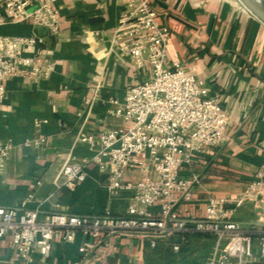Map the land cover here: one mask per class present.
<instances>
[{
	"label": "crops",
	"instance_id": "obj_1",
	"mask_svg": "<svg viewBox=\"0 0 264 264\" xmlns=\"http://www.w3.org/2000/svg\"><path fill=\"white\" fill-rule=\"evenodd\" d=\"M151 3L161 26L171 32L168 61L180 63L203 81L229 115L227 142L181 172L184 178L198 174L203 183L180 213L203 218L209 194L235 196L259 173L264 180V24L239 0ZM57 8L61 35L37 30L46 39L48 57L57 63L55 71L37 82L21 77L10 80L7 98L0 105V147L10 149L9 160L0 169V207L17 208L28 201V209L41 211L42 219L51 213L126 215L133 193L109 191L108 175L98 166H88L86 182L75 190L62 185V169L69 162L90 159L104 131L124 126L123 120L109 115L110 100L122 102L129 88L152 79V69L147 62L138 67L118 47L105 56L125 0H63ZM32 24L0 27V35L31 36ZM86 137H93L94 143L83 142ZM28 140L44 144L39 149L25 148ZM146 177L128 171L124 180L136 184ZM257 219V210L250 204L234 215L244 225ZM85 244L95 248L82 253ZM214 244V237L202 234L160 241L153 248L132 235L96 239L78 233L72 244H55L49 258L36 254L28 259L3 240L0 264H206ZM250 264H264L257 245Z\"/></svg>",
	"mask_w": 264,
	"mask_h": 264
},
{
	"label": "built area",
	"instance_id": "obj_2",
	"mask_svg": "<svg viewBox=\"0 0 264 264\" xmlns=\"http://www.w3.org/2000/svg\"><path fill=\"white\" fill-rule=\"evenodd\" d=\"M63 0H0L3 15L0 27L33 23L31 36L0 35V105L7 98V83L14 78L37 82L52 74L57 66L47 55L44 29L53 37L61 35L62 18L57 4ZM109 56L119 51L138 66L147 62L152 69L149 82L131 87L122 102L111 99L109 115L124 126L104 131L99 149L87 161H73L62 169L63 186L75 190L88 178L87 168L95 164L108 175L109 191L133 193L126 215H70L20 207H0V241L8 240L23 258L51 256L55 244H72L78 233L96 239L103 235H132L156 247L160 241L191 235L214 237L213 252L206 264H250L257 245L264 259V180L259 173L242 192L225 196L209 194L203 218L185 217L180 207L195 198L201 177L181 175L185 167L228 140L229 115L209 95L205 83L188 74L180 63L168 61L171 32L159 22V12L151 0H125ZM83 142L94 143L93 137ZM41 140H28L25 148L39 149ZM10 149L0 147V169L9 160ZM128 171L147 174L144 181L126 183ZM32 196H30V200ZM253 205L256 223L244 225L234 220L238 209ZM157 207L158 212L149 209ZM95 245L85 244L84 253ZM174 250L180 251L179 246Z\"/></svg>",
	"mask_w": 264,
	"mask_h": 264
},
{
	"label": "water",
	"instance_id": "obj_3",
	"mask_svg": "<svg viewBox=\"0 0 264 264\" xmlns=\"http://www.w3.org/2000/svg\"><path fill=\"white\" fill-rule=\"evenodd\" d=\"M244 7L264 24L263 0H239Z\"/></svg>",
	"mask_w": 264,
	"mask_h": 264
},
{
	"label": "rangeland",
	"instance_id": "obj_4",
	"mask_svg": "<svg viewBox=\"0 0 264 264\" xmlns=\"http://www.w3.org/2000/svg\"><path fill=\"white\" fill-rule=\"evenodd\" d=\"M263 4H264V0H263Z\"/></svg>",
	"mask_w": 264,
	"mask_h": 264
}]
</instances>
